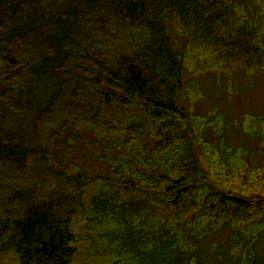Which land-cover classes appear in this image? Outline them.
<instances>
[{
	"label": "trees",
	"instance_id": "1",
	"mask_svg": "<svg viewBox=\"0 0 264 264\" xmlns=\"http://www.w3.org/2000/svg\"><path fill=\"white\" fill-rule=\"evenodd\" d=\"M234 66L264 75V0H0V104L29 132L0 114V264H264V119L190 109ZM85 138L107 173L66 164Z\"/></svg>",
	"mask_w": 264,
	"mask_h": 264
},
{
	"label": "rangeland",
	"instance_id": "2",
	"mask_svg": "<svg viewBox=\"0 0 264 264\" xmlns=\"http://www.w3.org/2000/svg\"><path fill=\"white\" fill-rule=\"evenodd\" d=\"M203 62L206 60L204 59ZM196 65L194 60L190 62V72L194 71ZM194 79L195 102H191L190 109H193L196 114L203 115L217 110L227 120L238 124L264 119V75L250 73L243 67L234 66L207 72L199 71ZM3 111L7 113L5 123L7 129L22 131L29 136L27 121H20L14 112L6 110L0 104V114ZM216 140L219 141L218 138ZM226 141L236 145H248L252 152L250 167L260 164L262 146L256 138L237 131L228 135ZM104 144L105 141L95 143L85 138L67 158L66 164L72 160L90 174L107 173L109 166L100 159V156L107 152L103 148ZM228 235L226 230H222L219 235L220 242L226 244ZM216 263V259L209 258L208 264Z\"/></svg>",
	"mask_w": 264,
	"mask_h": 264
}]
</instances>
